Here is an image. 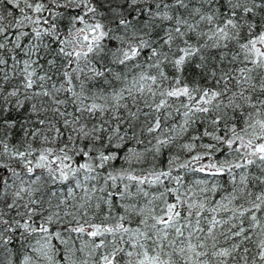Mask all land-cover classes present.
<instances>
[{"label": "snow or ice", "instance_id": "6c2138e0", "mask_svg": "<svg viewBox=\"0 0 264 264\" xmlns=\"http://www.w3.org/2000/svg\"><path fill=\"white\" fill-rule=\"evenodd\" d=\"M0 264H264V0H0Z\"/></svg>", "mask_w": 264, "mask_h": 264}, {"label": "trees", "instance_id": "16d2710c", "mask_svg": "<svg viewBox=\"0 0 264 264\" xmlns=\"http://www.w3.org/2000/svg\"><path fill=\"white\" fill-rule=\"evenodd\" d=\"M4 7L7 8L8 6L5 4Z\"/></svg>", "mask_w": 264, "mask_h": 264}]
</instances>
